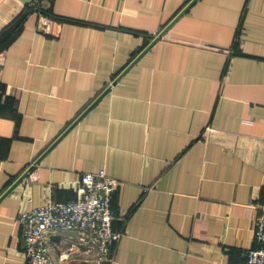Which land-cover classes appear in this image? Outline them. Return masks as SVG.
<instances>
[{"label": "crops", "instance_id": "1", "mask_svg": "<svg viewBox=\"0 0 264 264\" xmlns=\"http://www.w3.org/2000/svg\"><path fill=\"white\" fill-rule=\"evenodd\" d=\"M192 1L0 4V198L32 167L0 200V264H29L22 213L76 200L101 170L124 231L110 264H246L264 209V0H197L69 129ZM47 247L90 263L78 232Z\"/></svg>", "mask_w": 264, "mask_h": 264}, {"label": "built area", "instance_id": "2", "mask_svg": "<svg viewBox=\"0 0 264 264\" xmlns=\"http://www.w3.org/2000/svg\"><path fill=\"white\" fill-rule=\"evenodd\" d=\"M37 10L41 12L39 33L58 37L60 21L45 14L47 10L43 6H38ZM118 185L119 181L104 170L83 173L76 200L49 201L22 213L19 222L26 245L27 262L53 264L47 242L49 236L56 232H78L91 257L89 264L113 262L117 244L124 235V231L113 227L117 212L112 200ZM254 232L255 247L246 252V264H264V209L255 218Z\"/></svg>", "mask_w": 264, "mask_h": 264}, {"label": "water", "instance_id": "3", "mask_svg": "<svg viewBox=\"0 0 264 264\" xmlns=\"http://www.w3.org/2000/svg\"><path fill=\"white\" fill-rule=\"evenodd\" d=\"M5 0H0V4L1 3H3ZM24 3H29V2H31L32 0H22ZM197 0H194V1H192V3H190L189 5H188V7L184 10V11H182L159 35H157L155 38H154V40L142 51V53H140L139 55H138V57H136L135 59H134V61L114 80V82H112V84L82 113V115H80V117L70 126V128L69 129H71L75 124H77V122H79V120L97 103V102H99V100H101L110 90H111V88H112V86H114L141 58H142V56L148 51V50H150L153 46H154V44L158 41V40H160L165 34H166V32L169 30V28L188 10V8L194 3V2H196ZM68 129V130H69ZM67 132V131H66ZM65 135V133L61 136V137H63ZM60 137V138H61ZM59 138V139H60ZM58 139V140H59ZM57 140V141H58ZM56 141V142H57ZM55 142V143H56ZM54 143V144H55ZM54 144L48 149V151L54 146ZM43 156V155H42ZM41 161V158L35 163V165L36 164H38L39 162ZM31 169H32V167L30 168V170H28V172H30L31 171ZM27 172V173H28ZM27 173H26V175H27ZM26 175H24V176H22L14 185H12L9 189H8V191H6V193H4V195L0 198V200H2L7 194H9L17 185H18V183L19 182H21L24 178H25V176Z\"/></svg>", "mask_w": 264, "mask_h": 264}, {"label": "trees", "instance_id": "4", "mask_svg": "<svg viewBox=\"0 0 264 264\" xmlns=\"http://www.w3.org/2000/svg\"><path fill=\"white\" fill-rule=\"evenodd\" d=\"M44 13L47 14V15H49V16H52L53 18H55V19H57V20H59V21L63 20L62 18L56 17V16H54V15H52V14H50V13H47L46 11H44ZM26 16H27L26 14H22V15H21V16L15 21V23H14V28H15V27L18 28V26L21 24V22L25 20Z\"/></svg>", "mask_w": 264, "mask_h": 264}]
</instances>
